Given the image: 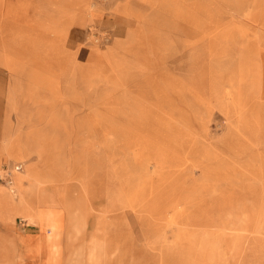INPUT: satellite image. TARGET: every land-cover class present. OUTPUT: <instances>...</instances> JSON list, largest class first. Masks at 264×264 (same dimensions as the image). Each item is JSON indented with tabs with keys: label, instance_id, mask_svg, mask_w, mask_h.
Instances as JSON below:
<instances>
[{
	"label": "rangeland",
	"instance_id": "rangeland-1",
	"mask_svg": "<svg viewBox=\"0 0 264 264\" xmlns=\"http://www.w3.org/2000/svg\"><path fill=\"white\" fill-rule=\"evenodd\" d=\"M33 130L58 180L27 168L37 214L0 219L1 264L62 204L63 258L264 264V0H0V188L39 163Z\"/></svg>",
	"mask_w": 264,
	"mask_h": 264
},
{
	"label": "bare ground",
	"instance_id": "bare-ground-1",
	"mask_svg": "<svg viewBox=\"0 0 264 264\" xmlns=\"http://www.w3.org/2000/svg\"><path fill=\"white\" fill-rule=\"evenodd\" d=\"M117 2V1H116ZM83 15V14H82ZM87 17V16H86ZM86 22V21H85ZM83 23V22H82ZM80 25V24H79ZM83 92V91H82ZM33 133L37 135L36 143L32 145V149L36 153H41V159L39 160L38 164H32L28 163L26 164V167L35 166V171H37L38 167H44L48 174L50 175L51 183H54L53 180H58V173L56 170H47L49 167V160L47 159L46 151L44 150V142L46 141L37 131L33 130ZM9 152L11 153V156L21 157V151H18L16 153L13 152L12 148L9 149ZM13 153V154H12ZM57 164V163H56ZM48 167V168H47ZM3 169L0 170V175L3 173ZM27 172V171H26ZM27 176L28 178L31 177V173L25 174V175H19L17 173H11L8 186L6 188H0V194H3L6 192V204L0 205V219L4 221V223L12 224L14 221V216L18 211L21 212V215L29 218L30 220L34 217H36V210L33 205L35 202V193H31L30 199L29 198H23L22 194H18V187L20 183L25 179L24 177ZM34 186L35 188L43 184L44 182L40 180L38 177L34 178ZM33 186V185H32ZM4 196V195H3ZM22 196V200L19 201L20 197ZM63 203V201L61 200ZM7 206V207H6ZM45 222H46V234H45V242H47V251L45 252L44 260L40 264H61L60 263V257H61V249H60V228L56 224V213L52 209H48L45 214ZM167 223V222H166ZM167 228V227H166ZM204 229V228H203ZM224 230V229H223ZM93 247L91 248V256L92 261L94 264H103L100 260L101 254H102V247L98 243L92 244ZM80 249V248H79ZM81 252V249H80ZM20 259V258H19ZM91 260V259H90ZM92 263V262H91ZM92 263V264H93ZM202 263V262H201ZM22 264V262H21ZM74 264V263H72Z\"/></svg>",
	"mask_w": 264,
	"mask_h": 264
},
{
	"label": "crops",
	"instance_id": "crops-1",
	"mask_svg": "<svg viewBox=\"0 0 264 264\" xmlns=\"http://www.w3.org/2000/svg\"><path fill=\"white\" fill-rule=\"evenodd\" d=\"M1 145H2V143H0V166L2 165V163H5V162L13 163V159L7 154L6 150L3 147H1ZM24 167H25V169L21 168V169H18V171H16V172H18L20 175V174H22L21 171H25V170L27 171V167L26 166H24ZM31 167H33V166H31ZM3 171H8V169L4 168ZM10 173H14L13 165H12V169H11ZM24 173L27 174V172H24ZM25 182H26V185L28 186L29 182H32V178L29 177ZM56 211H57V215L59 217L58 224H59V228H60V234H59V236H60L59 245H60V249H61L60 263L61 264H72V263H74V264H92L94 261V259L92 261L93 257L91 256V250H92L91 248L93 247L92 244L98 243L102 247V254H101L100 260L103 264H105V260H104L105 254H104V250H103V244L100 240H96V241H93L91 243L89 242L90 245L86 249L85 256H83V257H78V259H71V257L63 258V254H64V250H65V244L70 242L71 239H73V237H69L67 235V230L70 227V222L72 223L73 228L75 230H77L79 233L82 231V227H81L82 217L78 214V211L75 209H73L72 213L69 215L66 212V206L63 204L61 206L57 207ZM32 222H34V224L36 225V228H38V229H36L38 231V233L36 235H34L31 233L22 232V234L24 236L23 246H22L23 256H20L22 259H18V256L21 254L18 252V255H16V257H15V263L17 262V260H20V264H21V262L23 263V261L25 262L29 259L31 264H40L42 262L41 256L47 251V242H44L43 237L41 236L42 230L40 229L38 221L34 220ZM13 224H14V221L12 224L3 223V225H10V226H12ZM11 241H12L11 238H9V242H6V244L8 245V249L11 245H13V243ZM0 244H1V238H0ZM80 249L72 250L70 253L72 255H77V256L80 255L81 256L82 255V249H81V252H80ZM2 261L3 260L0 259V264ZM4 261H6V260H4ZM9 261L11 262V264H13V259L11 257H9Z\"/></svg>",
	"mask_w": 264,
	"mask_h": 264
}]
</instances>
